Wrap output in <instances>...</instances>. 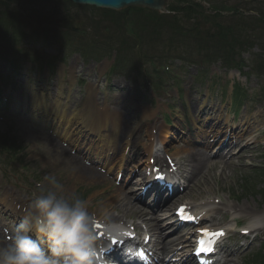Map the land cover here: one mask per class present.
I'll return each mask as SVG.
<instances>
[{
  "label": "rangeland",
  "instance_id": "374dc122",
  "mask_svg": "<svg viewBox=\"0 0 264 264\" xmlns=\"http://www.w3.org/2000/svg\"><path fill=\"white\" fill-rule=\"evenodd\" d=\"M13 1H20L19 4L17 2H12V4H18L25 9L24 12H21L23 17L17 23L25 25L27 33L38 32L43 28L42 36L46 34L55 36V40L50 41V46L47 45V40L42 37L30 52L34 55L39 53L54 57L67 56V68L58 64V58L53 59V62L56 63L53 86H35L31 82L27 86L26 98L30 99L34 96V92L41 88H45L49 98H52V91L60 89L62 103L78 105L83 102V99H86L87 89L92 86L95 93L94 100L97 101V104L99 106L105 104L109 112L117 113L115 116L120 122L121 132L116 151L118 149L121 152V144L129 139L130 148L125 158L128 164L124 167L128 168L126 173L129 175L125 174V177H122L120 181L115 182L116 175L109 174L105 169L101 170L102 177H98L94 181L86 178L78 180L73 177L77 175L75 173L77 164L68 161L67 156L61 153L63 140L58 138L55 131H51V134L47 133L45 127L44 130L42 128V131H38L36 130L37 125L39 126L38 123H32L34 125L32 126L23 116L13 115L10 117L9 115V119L0 121L4 123L0 126L4 131L8 129L25 149L21 153L23 163L14 161L0 164V207L2 205L5 208L4 204L7 202L11 204L8 207L10 210L8 217H12L14 204H26L31 207L41 190L50 188L53 184H60L69 195L86 200L89 210L95 212L98 210L100 211L98 213L102 215L105 212L110 214L111 211L105 206V203L113 205L108 198L113 189L120 187H117L116 184H121L125 194L131 190V181L137 177L134 168H137L140 159L147 158L144 153V145H148L152 138L155 140L157 135L161 136L166 138L163 145L165 153L178 158L183 155L180 148L187 141H192L189 143L190 146H201L203 140L198 137L200 132L209 133L208 130L214 122L212 119L219 118L229 108L230 98L224 100L222 105L219 104L220 99L217 97L222 95L220 90L224 89L227 96L230 97L232 86L235 83L246 89L248 93V100L241 106L236 125L240 124L239 120L242 122L246 117L251 119L255 113L262 116L261 123H264V76H261L262 73H260H264V63H261V60H264V38H262L264 25L257 22V19L262 17L260 15L264 14V0H197L204 4L206 10L215 9L219 5L218 3L222 2L223 9L218 12L226 17L225 27L231 26L237 34L239 32V35L242 32L245 47L239 60L246 65V69L242 73H238L236 69L227 71L222 67L223 50L218 51L215 44L205 43L193 20H187L184 13H176L174 19L166 18L158 26L148 25V16L144 11L129 10L126 13L105 14L100 10L86 7L72 8L67 6V3L59 1ZM184 3L188 2L184 1ZM30 5L32 8L29 7ZM232 7H237L242 13L246 12L243 14L245 18H241L239 12L235 14ZM261 10L262 12H260ZM64 14L69 15V19H66ZM176 20H180V22ZM47 22L50 24H45ZM205 27H209V25L202 26L204 30ZM254 36L256 38H253ZM41 42H44L43 47ZM101 53H107L103 60L100 59L101 62L97 63L91 60L89 65L83 66L82 60L85 56L88 55L91 59ZM162 57L170 58L168 64L175 69L172 71L174 77L168 79L169 83L163 85L160 95L156 96L152 88L140 87L135 81H139L137 79L140 69L145 71L144 77H147L148 81H153L149 74L159 71V76L161 74L159 61ZM140 63L143 65L139 69ZM28 65L30 68L29 63ZM1 66L5 67L2 69V73L6 74L9 71V66L6 67L5 62L2 61ZM205 70L206 72L201 74ZM109 71L114 75H107ZM246 72L249 75H244ZM48 73V77L51 76L52 73L49 71ZM31 78H33V74H31ZM172 79L180 80L179 88L182 90L180 93ZM63 80L68 82H62ZM65 83L68 84V90L63 89L67 85ZM207 85H209V89L210 86H213L210 89V91H214L213 93L210 94L207 91ZM23 90V88L20 89V92L25 91ZM16 91L19 92L18 87ZM40 91L44 92L45 90L41 89L38 92ZM35 98H37V94ZM181 101L185 105L184 108L181 107ZM213 104L218 108V111L215 113L205 112V109ZM146 109L150 113L146 117L147 119L143 113ZM234 109L235 107H231V110ZM165 113L172 117V123L168 126L162 122V115L164 116ZM184 118L188 120L189 125L185 124ZM209 120L212 123H209ZM160 126L166 128L168 135L164 129L162 132L160 131ZM261 128L259 147L251 157L247 158L249 164L241 166L238 159H234L237 155H234L235 166L226 170L225 174L223 173L225 178L221 183L222 186L213 184L222 175L220 168H216L212 173L210 185L201 189H193L186 195V198H191L187 202L196 203L200 199L208 197L212 200L218 199L224 204L236 205L247 202L251 207L256 205L260 210L264 208V195L261 196L258 191L262 185L256 180L257 178H254L252 171L253 167L264 164V160L261 158V155L264 154V124L261 125ZM128 136L130 137L128 138ZM47 140H52L54 144L51 146ZM55 145H58L57 147L60 149ZM64 148L67 149V147ZM214 148L215 146L210 149L211 155ZM67 152L72 156L76 155L74 151L67 150ZM102 153L105 154L106 151L103 150ZM106 154L112 158L116 157V154L111 151ZM76 156L82 162L81 156L78 154ZM100 162L95 163L99 164L96 167L98 172L101 168ZM240 180L248 181V186L252 184V187H248L247 195L242 194L243 183ZM205 188L208 192L206 195ZM111 213L119 216L120 212L117 210V212ZM237 213L240 216L241 213ZM6 214L1 213L3 217ZM214 217L211 221L215 225L229 224L231 219L229 213H221ZM0 239L1 245L6 244L3 238ZM253 245L251 249L244 247L239 253L240 258H235L232 255L233 264H244L246 256L260 248L264 255V240H261V246L259 242Z\"/></svg>",
  "mask_w": 264,
  "mask_h": 264
},
{
  "label": "bare ground",
  "instance_id": "6f19581e",
  "mask_svg": "<svg viewBox=\"0 0 264 264\" xmlns=\"http://www.w3.org/2000/svg\"><path fill=\"white\" fill-rule=\"evenodd\" d=\"M90 95H93L94 88L90 87ZM89 95V96H90ZM145 115L149 114L148 110L144 111ZM44 118H48L51 122H54L55 125H59L63 127V130L61 131L62 138L67 139L69 142L73 143L76 146L77 150L79 149L80 145H84L87 147V151H95L93 148V144L87 145L86 141H83L80 143V136L79 134L81 132H84V129H87L90 134L94 136L92 138L96 144L101 145V147H106L107 149L112 150V147H114V144L117 142L116 139L118 137V127L116 123V118L114 116H110L107 113H104L100 109H97L96 104L91 102V99L88 98L80 107L78 108H72L68 107L67 105L61 104L60 100L58 99L55 101L54 105L52 107L47 108V110L44 111ZM61 124V125H60ZM254 124H258L257 122H254ZM75 129V134H72L67 129ZM58 129V128H57ZM108 131H105V130ZM257 128L248 126L246 132L242 135L236 134L235 130H231L229 132H220V135H229V137H233L235 139H239L240 141L244 140L245 136H249L253 133H256ZM73 139V140H72ZM215 140V139H213ZM252 142H255V139H253ZM161 143L163 141L161 140ZM251 142L246 144L243 149L239 151L241 154V161L240 163L245 162V156L244 154L247 152H250L254 148H251L250 145ZM52 144V142H50ZM230 141L225 142L223 146L218 149L214 156H216L214 161H211L210 155L208 152V149L211 148V144H206L202 148L199 149H192V148H183V156L180 158V162H177L179 164V168L181 171V174L179 173L178 179H182V177H185V181L187 182V185L190 186L193 189H201L202 187L209 186L211 179H212V172L215 168L221 164L222 171L227 170L230 168L232 159L227 158V155L231 153V151L239 146V144H236L233 146L230 145ZM128 145H125L127 147ZM155 145L149 143L148 146L145 147V152L148 154L147 160L150 158V156L153 153V150L155 149ZM225 148V149H223ZM228 150V152H225ZM114 151V150H112ZM62 154L66 153V150H61ZM226 153V154H225ZM70 160H74L78 163V160L74 156L69 155ZM105 158L107 159L108 156L105 155ZM124 156H121L118 158V160H123ZM145 161H143L141 164H143ZM122 164V163H121ZM120 165V164H119ZM205 167V168H204ZM223 173V172H222ZM77 175L73 176L75 179H89V180H95L98 176L100 177V174L96 172L93 168L84 166L83 164L79 163L77 168ZM140 178V177H139ZM224 175L220 176V179L217 181H214L219 187L222 186V181H224ZM177 179V178H176ZM140 182V181H136ZM136 186V183L134 184ZM151 192L150 190H147ZM140 192V191H139ZM138 192V193H139ZM137 193H133V195H136ZM145 198L147 196L155 197V203L154 205L157 207L158 210V202L160 197L162 196L159 194V196L149 195L148 192H145L143 194ZM111 201L113 205H108L105 203V206L109 208L111 212H117L119 210L120 213L125 212L127 210H134L138 213L139 217H143L145 220V223L147 225L148 230L151 233V240L153 239L155 250V256L157 257L160 264H170L168 262H164L165 259H167L169 254L174 253V249L185 236H181L179 238H176L174 240H165L164 233L173 231V228L176 226V223L173 221L163 222L167 217L169 213V208L161 212L159 215L150 216L147 217L143 210L144 209H136L135 203L132 199L131 194H125L124 191L121 189L115 190L111 195ZM149 199V198H147ZM103 204V203H102ZM116 206V207H115ZM229 210H233L236 212V210L245 213L250 214L251 212L258 210V208L251 207L248 204H242V205H230L226 206ZM110 212L104 214V216H107L106 221H115L117 218L114 217V215ZM215 213H219V209L216 208ZM104 216L102 217L101 221H105ZM147 217V218H146ZM264 222V219H263ZM165 230V232H164ZM175 230V229H174ZM171 231V232H172ZM168 234V233H167ZM164 249L169 250L167 253L164 251ZM179 255L177 258H179L178 264H189L190 258L183 255L182 251L178 252ZM151 258H154L153 256H150ZM224 264H229L228 260Z\"/></svg>",
  "mask_w": 264,
  "mask_h": 264
},
{
  "label": "clouds",
  "instance_id": "9594fccd",
  "mask_svg": "<svg viewBox=\"0 0 264 264\" xmlns=\"http://www.w3.org/2000/svg\"><path fill=\"white\" fill-rule=\"evenodd\" d=\"M99 219L86 200L53 184L41 190L8 242L0 245V264H97ZM105 227L109 232L120 228Z\"/></svg>",
  "mask_w": 264,
  "mask_h": 264
},
{
  "label": "water",
  "instance_id": "95a60500",
  "mask_svg": "<svg viewBox=\"0 0 264 264\" xmlns=\"http://www.w3.org/2000/svg\"><path fill=\"white\" fill-rule=\"evenodd\" d=\"M74 4L94 6L111 10H122L128 7H142L153 11H161L167 0H65Z\"/></svg>",
  "mask_w": 264,
  "mask_h": 264
},
{
  "label": "trees",
  "instance_id": "16d2710c",
  "mask_svg": "<svg viewBox=\"0 0 264 264\" xmlns=\"http://www.w3.org/2000/svg\"><path fill=\"white\" fill-rule=\"evenodd\" d=\"M13 6H15V5H12V4H4L3 0H0V24H4V26L5 25H8L12 29L15 26V25H13L14 24V22H13L14 19H12V14L14 12H17V9H14ZM154 15L156 17H158L156 14H154ZM4 19H6V20H4ZM218 34L219 35L216 36V37H218L217 40H219V41L224 40V42H226V43H223V44L226 45L227 46L226 48L229 49V52L230 53H232V57L235 54V47H238V48H241L242 49L243 45L245 44V42H243V40L241 38H240V40L236 39L235 42L233 41L231 43H227L228 42L227 36H226L227 34L224 35V34L221 33V31H219ZM205 39L207 41H209L206 37H205ZM220 47H225V46H220ZM225 60H226L225 63H227L226 65H230L229 63H233V61L231 60V58L229 56H227V55H226Z\"/></svg>",
  "mask_w": 264,
  "mask_h": 264
},
{
  "label": "snow or ice",
  "instance_id": "6c2138e0",
  "mask_svg": "<svg viewBox=\"0 0 264 264\" xmlns=\"http://www.w3.org/2000/svg\"><path fill=\"white\" fill-rule=\"evenodd\" d=\"M159 179H163V177H159ZM185 212H186V209L184 208L183 205L177 210V214L180 216L181 219H188V220L194 219V217H192L191 215H186ZM97 227H99V225H97ZM200 232H201V235L209 238V242H214L215 240H218L219 238L225 235L222 229L215 231V232H210L208 229H200ZM200 243L204 244L205 241L201 240ZM204 250H205L204 248H200L198 249L196 254L199 255L200 252ZM207 250L211 251L212 249L208 248Z\"/></svg>",
  "mask_w": 264,
  "mask_h": 264
}]
</instances>
